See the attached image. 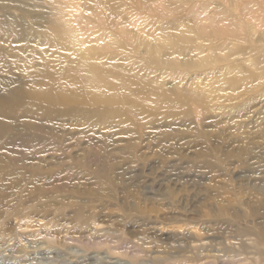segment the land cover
Wrapping results in <instances>:
<instances>
[{
  "label": "rangeland",
  "instance_id": "1",
  "mask_svg": "<svg viewBox=\"0 0 264 264\" xmlns=\"http://www.w3.org/2000/svg\"><path fill=\"white\" fill-rule=\"evenodd\" d=\"M53 3L70 21L68 34L50 32ZM140 3L0 0V19L21 17L31 29L26 37L17 26L26 37L19 40L0 32V92L8 79L36 76L44 63L59 70L78 56L109 62L141 87L127 105L121 90L111 98L89 87L98 99L87 106L100 122L67 120L58 141L35 130L34 149L0 144V264H264L256 254L264 246V80L226 81L237 64L264 66V0H151L150 12ZM188 35L199 50L168 55L164 38ZM212 56L219 61L180 65ZM180 87L207 91L208 109L171 105ZM22 152L51 168L39 179L42 194L29 174L2 178L22 168Z\"/></svg>",
  "mask_w": 264,
  "mask_h": 264
},
{
  "label": "bare ground",
  "instance_id": "2",
  "mask_svg": "<svg viewBox=\"0 0 264 264\" xmlns=\"http://www.w3.org/2000/svg\"><path fill=\"white\" fill-rule=\"evenodd\" d=\"M100 3L110 11V14H114V17L117 18V9H115L110 4V2L102 1ZM55 4L54 6L52 5L50 12L55 14L49 19V22L51 23L50 32L52 35L68 34L66 27L70 26V21H62V18L64 17V10H61V8ZM135 5L138 6L139 4L135 3ZM150 5L151 0H141L140 6L145 10V12H150ZM96 15L99 17L98 13H96ZM248 16H250L252 19L257 17L256 12L252 11L248 12ZM115 18L110 20L112 21V24L116 22ZM78 19L81 21H86L84 15H81ZM121 19L120 25L126 23V19L124 17ZM103 20L105 22L109 21L107 19ZM25 25L26 21L21 17L17 21L11 20L10 22H8V20L4 21V19H0V32L9 34V37H14L15 39L19 40L24 37V30L29 31L26 34V37L31 33V29ZM17 26H25V29L18 30ZM198 26H202V23L199 22ZM224 29H226V27H224ZM221 31L223 30L218 27L214 29L215 35H218ZM122 33L127 34V30H122ZM35 34H37V32ZM208 34L212 33L209 32ZM26 37H24V39ZM129 39L134 45L138 44V42L137 44L135 43L137 39H135L132 35H129ZM164 39L165 40L163 41L165 45L168 46L167 51L170 52L168 55L175 52H179V55H182L184 54V50L188 48L195 50H199L200 48L194 47L196 44L194 36H167ZM159 49L162 50L164 48L159 47ZM228 49L229 52L232 51L230 48ZM216 57L217 56H214L213 58L209 59H207V57L205 59L199 60L190 58L191 61L187 59L183 63H180V65L182 64L183 67L190 69L192 67H198L207 63L215 64L217 61H219ZM175 61L179 62L178 60ZM255 63H257L255 65L256 71L247 70L242 67V65L237 64L235 68L231 69L232 71L228 72L232 75L231 79L226 81H231L235 86L240 85L239 83H247L250 86L253 85L254 82L257 84H262L264 80V66H260V60H256ZM59 68V70L55 69L53 71V69H51L48 64L44 63L36 70L39 73L36 76V73L32 72L29 77L24 79L12 78L6 81L9 86L5 87L4 90L0 92V140H3L0 141V144L2 146L5 144L6 147H9L12 144L20 143V145H25L31 149H34L37 146V141H41V138L32 135L33 131L35 130L49 132L53 136V139L58 141L61 139L62 130L66 125L65 122L67 120L80 121V119H83L93 122H100L99 119L101 112L97 111V109H91L87 106V103H89L88 101H94L98 99L96 96L87 93V88L89 87L95 86L96 89L99 88V93L104 92L111 98L116 97L117 92L121 90V93H123L121 96V103L123 105H127L129 103L135 104L134 101L140 96V94H137V92H139V88H141L138 83L122 76L126 75L125 72L115 73L113 71L114 68L111 67L109 62H100V59L98 58L96 59L93 57L89 58L78 56L74 61H67L65 66H61ZM178 74L179 73L177 72L172 73L173 76ZM28 82H31L32 84L30 85ZM3 83H5V81ZM137 85L138 87H136ZM197 90H182L180 87L177 89L176 96L174 98L169 97L168 100L170 101L171 105L175 106L185 105L190 102L197 103L207 110L210 106L206 96L207 91L204 92ZM126 93L133 95V97L131 95H126ZM147 93L145 92V94ZM162 94L160 95L163 96ZM149 95H152V97L156 96V94L153 92ZM85 96L89 97V99ZM18 107L23 110V117H18L16 115L15 112ZM32 119L36 120L37 123L33 124L28 121ZM15 123L19 124L14 126ZM18 162L24 163L22 168L16 171L12 169L8 172H5V174L2 175V178L6 179L11 175H15V178H17V176L21 178L22 175L29 174V179L32 180L34 191L36 193L41 192L42 194L44 189L39 184V179L43 176H46L48 172H51V168L42 167L41 163L31 164L30 158L25 156L23 152L19 155ZM6 164L7 163H3V165H0V168H7V166H5ZM29 168L30 171H28ZM76 219L83 222L93 219L94 224L97 223L93 214L84 216L80 211L77 212ZM256 254L259 255L258 259L261 260V258L264 257V246H258ZM259 260L257 261L260 262Z\"/></svg>",
  "mask_w": 264,
  "mask_h": 264
}]
</instances>
